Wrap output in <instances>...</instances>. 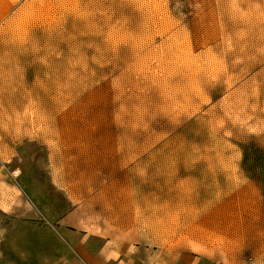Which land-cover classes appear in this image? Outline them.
<instances>
[{"label": "rangeland", "instance_id": "obj_1", "mask_svg": "<svg viewBox=\"0 0 264 264\" xmlns=\"http://www.w3.org/2000/svg\"><path fill=\"white\" fill-rule=\"evenodd\" d=\"M11 1L0 264H264V0Z\"/></svg>", "mask_w": 264, "mask_h": 264}, {"label": "crops", "instance_id": "obj_2", "mask_svg": "<svg viewBox=\"0 0 264 264\" xmlns=\"http://www.w3.org/2000/svg\"><path fill=\"white\" fill-rule=\"evenodd\" d=\"M11 4H12L11 0H0V18L4 17L6 11L11 9V6H12ZM203 248L196 250V249H192L190 245L182 246L180 247V250H179V253L176 259L174 260L171 259L168 262L164 261L163 264H218L220 263L219 261H216L215 258L211 254H209L207 251H205ZM152 261H149V264H153Z\"/></svg>", "mask_w": 264, "mask_h": 264}, {"label": "bare ground", "instance_id": "obj_3", "mask_svg": "<svg viewBox=\"0 0 264 264\" xmlns=\"http://www.w3.org/2000/svg\"><path fill=\"white\" fill-rule=\"evenodd\" d=\"M190 247L192 248V249H202L203 247H202V245L201 244H199L198 242H196V241H190Z\"/></svg>", "mask_w": 264, "mask_h": 264}]
</instances>
